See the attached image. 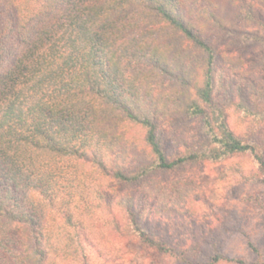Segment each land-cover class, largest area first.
I'll return each instance as SVG.
<instances>
[{
  "label": "trees",
  "instance_id": "1",
  "mask_svg": "<svg viewBox=\"0 0 264 264\" xmlns=\"http://www.w3.org/2000/svg\"><path fill=\"white\" fill-rule=\"evenodd\" d=\"M182 3H0V264H53L48 261L51 255L63 249L64 256H82L87 261L85 249H94L91 241L101 240L91 222L94 210L89 207L83 215L87 247L82 254L73 249L75 238L69 229L78 231L75 210L93 194L94 176L138 184L151 173L249 153L264 186V157L207 110L213 106L210 71L215 51L186 21ZM153 23L206 57L201 84L189 87L185 99L175 103L183 116L202 120L210 145L203 153L187 152L167 159L157 139V109L147 113L140 107V95H146L134 87L138 76L147 71L173 74L160 57L166 55L170 61L176 55L162 43ZM140 55L145 61L137 69L133 60ZM123 128L142 133L150 157L147 165L129 175L110 161L124 138ZM55 214L62 220L53 233L48 231L47 220ZM136 240L160 254L170 253L169 247L152 241L140 229Z\"/></svg>",
  "mask_w": 264,
  "mask_h": 264
},
{
  "label": "rangeland",
  "instance_id": "2",
  "mask_svg": "<svg viewBox=\"0 0 264 264\" xmlns=\"http://www.w3.org/2000/svg\"><path fill=\"white\" fill-rule=\"evenodd\" d=\"M182 2L186 21L215 51L210 71L213 106L207 110L264 157V0ZM152 25L176 55L170 61L166 55L160 57L173 74L147 71L138 76L134 87L148 96L140 95V107L147 113L157 109V139L167 159L203 153L210 145L202 120L183 116L175 103L185 99L189 87L201 84L206 57L169 29ZM141 58L134 57L137 69L145 61ZM121 135L124 138L110 161L129 175L147 165L150 157L142 133L123 128ZM95 183L93 194L83 196L87 204L80 203L75 210L78 231H69L75 238L73 249L83 253L87 247L83 215L90 207L101 240H92L94 249H85L87 261L82 256H64L63 249L51 255L50 263L236 264L238 260L264 264V186L249 153L151 173L138 184H121L99 175L94 176ZM61 220L58 214L47 220L48 231L54 233ZM137 229L169 247L170 253L160 254L137 241Z\"/></svg>",
  "mask_w": 264,
  "mask_h": 264
}]
</instances>
